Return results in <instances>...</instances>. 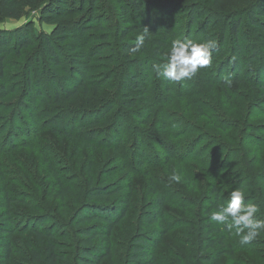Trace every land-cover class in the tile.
Listing matches in <instances>:
<instances>
[{"label": "rangeland", "instance_id": "rangeland-1", "mask_svg": "<svg viewBox=\"0 0 264 264\" xmlns=\"http://www.w3.org/2000/svg\"><path fill=\"white\" fill-rule=\"evenodd\" d=\"M137 2L139 15L129 0H18V19L0 12V43L8 44L0 76L1 211L12 201L7 264H44L50 246L58 263L75 264L86 226L77 212L90 187L128 182V209L102 264H125L141 236L154 244V264H264V229L241 244L235 228L211 220L237 188L258 207L254 219H264V17L255 25L248 16L264 13V0ZM124 11L170 46L215 41L211 63L177 82L157 71L170 46L153 55L149 43L128 61L120 44L139 34L123 37ZM231 18L241 21L235 41L225 25ZM49 38L60 67L45 53ZM130 74L141 92H126ZM111 202L116 210L104 215L114 219L117 196Z\"/></svg>", "mask_w": 264, "mask_h": 264}, {"label": "trees", "instance_id": "trees-1", "mask_svg": "<svg viewBox=\"0 0 264 264\" xmlns=\"http://www.w3.org/2000/svg\"><path fill=\"white\" fill-rule=\"evenodd\" d=\"M129 2L132 3L135 14L139 15L141 12L140 5L137 0H129ZM218 2H220V0H214V4H217ZM0 12L2 13L3 17L18 19L20 17L18 0H0ZM123 14V19L125 22L123 37L126 38L129 34L133 33L140 35L143 32L144 27L135 23H129V11H124ZM248 16L251 19V23L257 25L258 20L264 17V13L259 11L255 12L254 10L253 13H250ZM158 18L160 19V24L162 25L164 32L169 33L171 28L166 17L159 15ZM240 24L241 21H235L232 18L225 23V25L230 26L232 41L237 39V33ZM148 31L149 35L146 36L140 51L147 47L149 43L154 47L152 51L153 55H156L159 52H164L169 48L170 45L162 38L158 37L156 30L150 28ZM52 37V39L64 40V36L59 32H54ZM52 39L49 38L47 39L48 41L45 42V53L47 54L49 60L54 61V65L60 67L62 61L59 59L57 53L53 49L51 42ZM135 41L136 38L130 37L120 44L122 54L125 58H128V61L135 54L131 51V49L135 47ZM18 45L20 46L22 43L20 42ZM7 46L8 44L6 43H0V76H2L3 73V62L5 59L4 51L8 50ZM78 57H80V61L86 58L83 54H78ZM125 84L128 86V88L125 89L128 93L129 91H142L141 83L139 84L137 78L131 76V74L127 77ZM55 184L59 186L60 181L56 180ZM124 189L125 193L122 191ZM87 196L88 202L86 204H82L77 212L79 224H86V226L79 230V234L82 237V242L78 247L75 264H102L104 260L111 259V235L115 226H117L119 221L125 217L127 212L128 203L131 198V184L128 182L125 187L115 190L108 185L90 187L89 191L87 192ZM114 196H117V200L119 202V216H117V218L111 219L104 215V212L116 210L113 209L111 202ZM92 201L94 203H90ZM11 202V199L6 198L2 203V208H4L5 212H9ZM5 212L1 211L0 209V264H7L10 256L13 254L12 246L9 243V236L12 234V229H10V226H7ZM155 221L156 219L154 218H148L147 226L153 225ZM93 223H95V225H93ZM37 232L39 233V231ZM132 246L134 248L128 256V260L125 262V264H154L152 255L154 244L151 243L146 236H141L140 238L136 239L134 245ZM224 254H226V252H224ZM60 258L59 255L55 253L54 248L50 246L46 251L44 264H60L58 263ZM207 264H219V262L216 258L215 260H209V263Z\"/></svg>", "mask_w": 264, "mask_h": 264}, {"label": "clouds", "instance_id": "clouds-1", "mask_svg": "<svg viewBox=\"0 0 264 264\" xmlns=\"http://www.w3.org/2000/svg\"><path fill=\"white\" fill-rule=\"evenodd\" d=\"M147 28L137 36L133 53L139 52L146 36ZM216 47L215 41L197 43L190 40H174L171 43L167 62L158 65V74L170 81H181L190 78L198 69L206 68L211 63V52ZM171 181L179 183L181 175L173 173ZM258 207L252 203H245L244 193L240 189L229 193L226 205H219L211 213V220L224 224L228 228H235L241 244H246L260 234L264 229V219H254Z\"/></svg>", "mask_w": 264, "mask_h": 264}]
</instances>
